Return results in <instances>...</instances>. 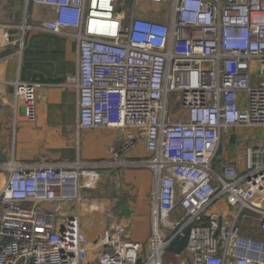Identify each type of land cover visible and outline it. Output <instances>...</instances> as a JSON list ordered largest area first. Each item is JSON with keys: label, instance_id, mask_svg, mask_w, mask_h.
<instances>
[{"label": "built area", "instance_id": "1", "mask_svg": "<svg viewBox=\"0 0 264 264\" xmlns=\"http://www.w3.org/2000/svg\"><path fill=\"white\" fill-rule=\"evenodd\" d=\"M142 1L154 15L165 5L166 21L125 19L116 0H26L19 48L34 29L76 41L77 71L65 81L77 93L76 139L86 129L125 134L107 159L0 164V264H164L176 237L186 238L176 264H264V237L250 235L264 234V0ZM29 3L52 16L32 24ZM6 83L14 109L21 103L34 121L40 84ZM246 126L263 132L238 170L220 147ZM139 139L147 156L124 159ZM124 167L154 175L147 252L117 218L95 239L81 226L83 193ZM219 200L231 217L209 212Z\"/></svg>", "mask_w": 264, "mask_h": 264}, {"label": "crops", "instance_id": "2", "mask_svg": "<svg viewBox=\"0 0 264 264\" xmlns=\"http://www.w3.org/2000/svg\"><path fill=\"white\" fill-rule=\"evenodd\" d=\"M136 1L143 2V5L140 2V6L135 7L133 0L130 16L135 12L140 16L166 21L167 17L160 14L154 15L151 11L146 14L144 10L149 5L142 0ZM25 9L26 0H0V158L4 159L0 164L12 157L22 163L107 159L110 156L109 148L119 146L124 130L86 129L76 139L77 93L65 82L66 77L74 74L78 67L75 39L34 29L26 33L24 44L19 48L18 25ZM27 10L32 24L52 16L47 7L35 3H29ZM15 79L40 84L34 121L25 118L21 103L15 109L13 107L12 86L6 82ZM245 130L246 127H233L220 147L222 161L238 170L243 168V148L248 143L244 140ZM146 156L144 141L139 139L135 148L123 158L142 159ZM7 176L8 172L0 169V190ZM154 189V175L149 168L106 170L96 189L83 193L90 198L81 208L83 231L88 234L94 230L95 239L112 219L117 218L128 226L134 240L143 243L150 238L152 231ZM230 211L223 200L209 209L210 213L226 217L232 216ZM86 214L90 218L83 223L82 218ZM250 231L253 237H264L255 227ZM182 259L189 262L191 257Z\"/></svg>", "mask_w": 264, "mask_h": 264}, {"label": "rangeland", "instance_id": "3", "mask_svg": "<svg viewBox=\"0 0 264 264\" xmlns=\"http://www.w3.org/2000/svg\"><path fill=\"white\" fill-rule=\"evenodd\" d=\"M140 2L141 1H135L134 0L135 7H137L140 4ZM142 3L143 2H141V4ZM132 4H133V0H116V6H117V8H119V10L121 11V13H123L127 17V19H128V17H130V13H131L130 10L132 8ZM143 7L144 6H142V8ZM158 8L161 11L160 14L162 16L168 17L169 13L167 12V9H166V6L165 5H159ZM144 11L146 12V14H150L152 12V10H151L150 7H147ZM147 11H149V12L151 11V12L149 13ZM174 116L176 118L177 115H174ZM245 131L247 133L245 134L244 140L248 141V143H253V144L255 142H258L259 139H256V138H260V135L263 132V130L260 127H257V126H246V130ZM89 218L90 217L88 216V214H86L85 217L82 218L83 219V223L88 222ZM174 223H175V220H173L171 218L170 219L167 218L166 224H167L168 227H171ZM159 227H161L162 230H165L166 231V228L164 226H161L160 225ZM93 231L94 230H90L88 234L86 233V235H87L88 238H91V239L93 238ZM243 233H244V231H243ZM167 236H169V235H167ZM143 247H144L145 252H147L148 251V248H149V239L143 242ZM175 254H176L175 252H170L167 249V251L165 252V254L163 256L164 257V264H176L177 263V259L175 257Z\"/></svg>", "mask_w": 264, "mask_h": 264}, {"label": "trees", "instance_id": "4", "mask_svg": "<svg viewBox=\"0 0 264 264\" xmlns=\"http://www.w3.org/2000/svg\"><path fill=\"white\" fill-rule=\"evenodd\" d=\"M185 243H186V238L185 237H183V238L176 237L170 242V244H169L167 249L170 252L178 253V252H180L183 249ZM163 262H164V258H163Z\"/></svg>", "mask_w": 264, "mask_h": 264}, {"label": "water", "instance_id": "5", "mask_svg": "<svg viewBox=\"0 0 264 264\" xmlns=\"http://www.w3.org/2000/svg\"><path fill=\"white\" fill-rule=\"evenodd\" d=\"M4 161V159L0 158V162Z\"/></svg>", "mask_w": 264, "mask_h": 264}]
</instances>
